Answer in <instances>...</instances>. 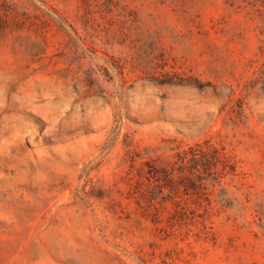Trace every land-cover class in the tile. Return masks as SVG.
I'll list each match as a JSON object with an SVG mask.
<instances>
[{
  "label": "rangeland",
  "instance_id": "1",
  "mask_svg": "<svg viewBox=\"0 0 264 264\" xmlns=\"http://www.w3.org/2000/svg\"><path fill=\"white\" fill-rule=\"evenodd\" d=\"M0 16V264H264V0Z\"/></svg>",
  "mask_w": 264,
  "mask_h": 264
},
{
  "label": "trees",
  "instance_id": "2",
  "mask_svg": "<svg viewBox=\"0 0 264 264\" xmlns=\"http://www.w3.org/2000/svg\"><path fill=\"white\" fill-rule=\"evenodd\" d=\"M3 18H4V16H3ZM3 18L0 16V22H2L3 21V23H4V20H3ZM194 155H196L195 153H193ZM205 155V152L204 151H202L201 152V156H204Z\"/></svg>",
  "mask_w": 264,
  "mask_h": 264
}]
</instances>
